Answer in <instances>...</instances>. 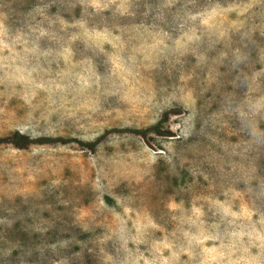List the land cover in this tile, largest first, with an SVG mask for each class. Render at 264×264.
Returning a JSON list of instances; mask_svg holds the SVG:
<instances>
[{
	"label": "rangeland",
	"instance_id": "1",
	"mask_svg": "<svg viewBox=\"0 0 264 264\" xmlns=\"http://www.w3.org/2000/svg\"><path fill=\"white\" fill-rule=\"evenodd\" d=\"M0 264H264V0H0Z\"/></svg>",
	"mask_w": 264,
	"mask_h": 264
},
{
	"label": "trees",
	"instance_id": "2",
	"mask_svg": "<svg viewBox=\"0 0 264 264\" xmlns=\"http://www.w3.org/2000/svg\"><path fill=\"white\" fill-rule=\"evenodd\" d=\"M152 129L156 130L157 132L160 130L159 125L153 127ZM134 132H137V133L144 135L147 133V130L136 129V130H134ZM15 138H16L15 143L17 144V146H25V144H27V143L21 141L22 135L20 133L17 132ZM92 145H94V144L92 143Z\"/></svg>",
	"mask_w": 264,
	"mask_h": 264
}]
</instances>
